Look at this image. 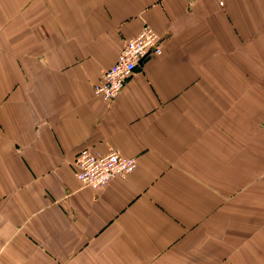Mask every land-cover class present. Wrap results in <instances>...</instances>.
I'll list each match as a JSON object with an SVG mask.
<instances>
[{"label": "crops", "instance_id": "1", "mask_svg": "<svg viewBox=\"0 0 264 264\" xmlns=\"http://www.w3.org/2000/svg\"><path fill=\"white\" fill-rule=\"evenodd\" d=\"M109 147L133 171L81 186ZM0 264H264V0H0Z\"/></svg>", "mask_w": 264, "mask_h": 264}, {"label": "built area", "instance_id": "2", "mask_svg": "<svg viewBox=\"0 0 264 264\" xmlns=\"http://www.w3.org/2000/svg\"><path fill=\"white\" fill-rule=\"evenodd\" d=\"M160 39L150 26L143 25L134 37L123 43L100 81L93 85V94L106 102L114 99L144 57L160 54ZM135 165L134 157L122 156L111 147L104 153L82 149L74 156L73 175L81 186L99 188L115 177L131 173Z\"/></svg>", "mask_w": 264, "mask_h": 264}, {"label": "water", "instance_id": "3", "mask_svg": "<svg viewBox=\"0 0 264 264\" xmlns=\"http://www.w3.org/2000/svg\"><path fill=\"white\" fill-rule=\"evenodd\" d=\"M135 68H137V67H135Z\"/></svg>", "mask_w": 264, "mask_h": 264}]
</instances>
